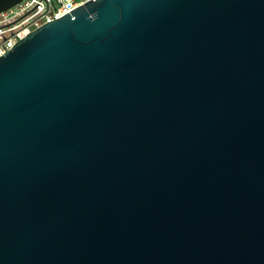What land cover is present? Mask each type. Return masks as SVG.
<instances>
[{"label":"water","instance_id":"1","mask_svg":"<svg viewBox=\"0 0 264 264\" xmlns=\"http://www.w3.org/2000/svg\"><path fill=\"white\" fill-rule=\"evenodd\" d=\"M0 264H264V0H91L1 56Z\"/></svg>","mask_w":264,"mask_h":264},{"label":"built area","instance_id":"2","mask_svg":"<svg viewBox=\"0 0 264 264\" xmlns=\"http://www.w3.org/2000/svg\"><path fill=\"white\" fill-rule=\"evenodd\" d=\"M91 0H23L0 14V57L31 32Z\"/></svg>","mask_w":264,"mask_h":264}]
</instances>
